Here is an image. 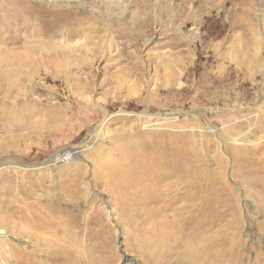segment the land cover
I'll return each mask as SVG.
<instances>
[{"label":"rangeland","instance_id":"rangeland-1","mask_svg":"<svg viewBox=\"0 0 264 264\" xmlns=\"http://www.w3.org/2000/svg\"><path fill=\"white\" fill-rule=\"evenodd\" d=\"M87 39L92 71H0V264H185L153 240L200 205L151 180L181 162L222 264H264V0H0V54Z\"/></svg>","mask_w":264,"mask_h":264},{"label":"bare ground","instance_id":"bare-ground-1","mask_svg":"<svg viewBox=\"0 0 264 264\" xmlns=\"http://www.w3.org/2000/svg\"><path fill=\"white\" fill-rule=\"evenodd\" d=\"M117 5H119V4H117ZM111 8H112V6H111ZM42 24L44 25V23H41V25ZM56 24H57V22H56ZM73 24H75V23H73ZM49 25H50V23H49ZM77 26H78L77 28H74V29L70 28V29L66 30L68 38L75 39V38L80 37V36H85V37H88V39H89L90 34L95 32V28H96L95 27L93 29L91 27V25L85 27V26H83V24L81 25L78 23H77ZM49 27L54 30L56 25H51ZM105 34H107V33H105ZM117 35H118V33H117ZM119 35L121 36V34H119ZM100 37H101V35H100ZM88 39H87V41L84 42V44L77 45V46H68V47H65V46L59 47L58 46V48H54L53 51L47 52L46 54L43 53L42 56L38 55V57H36V58H33L32 54H30V53H20L19 52L20 54L9 55V53H6L4 51L5 53L0 54V71H2L3 69H7V70H11V71H13V70H19L20 71V70H23L25 68H28L30 70L37 69V68H45L47 70L48 69L50 70L53 67L54 68H60L66 72H72V73L73 72H75V73L85 72V71H89V70L92 71L95 69L96 64L99 62L100 58L103 57L102 56L103 54H101V51L104 50L105 46L102 43H99V42L95 43V42H93V40L91 41ZM113 44H114V42H113ZM90 45H92V46H90ZM109 46H111V44ZM89 56L93 58V60H94L93 62H89V61L85 60V57L87 58ZM107 56H109V54H106V57ZM76 60H78L77 63H76ZM106 61H107V64L105 65L104 70L107 69L108 67H111V65L112 66L114 65V64H109L112 61V59L110 57H108L106 59ZM64 62H66V63H64ZM119 81L124 82L125 80L120 78ZM34 113H36V112H34ZM70 154H71V151H69L67 154H64V157L68 158V156ZM76 154H78V152H76ZM166 160H168V159H166ZM181 164H182V162L179 163V165H177V166H175V165L173 166V165L169 164L168 165L169 167L167 166L164 172L162 171L161 168H159V169L155 168L154 171H156V173L154 174V176L151 180H154V181L158 182L159 184L164 183L165 180L167 181V183L169 182L166 186L167 187L169 186L170 193L166 194V196H164L163 199L169 198L170 197L169 195L172 192L180 189V190H184V193L186 195H188L189 200L200 201V205L191 204L188 206V203H186L184 205V207L182 208V213H190V215L182 217V218L177 219V220L175 218H173V220L164 223L163 227L160 230L155 229L154 235H153L155 247L158 250H161L162 256L165 257L166 259H168V257H171L172 255H174L175 257H178V258H180V256L183 257L185 260V264H222L221 254L219 253V247L221 246V240L214 235L211 237H207V231L208 230H206L205 222H204V214H205V207L203 205L204 204L203 203L204 185H203L202 180L199 179L198 175L197 176L195 175L196 176L195 180L198 179V180H196L197 182H193L192 178L190 181L185 180L184 178H190L192 176V173H187V171H186V172H182V173H184V175L178 181V183L171 182L173 180V176H175L177 169L179 167L184 168V165H181ZM30 168H35V167H30ZM171 178H172V180H170ZM165 184H166V182H165ZM148 185H149V183H148ZM152 188H154V187H152ZM144 189L146 191L148 190V192L146 194H143V198H145V196L147 197L149 194H152L153 192L156 193V191H154V190L152 191L151 188L149 189L146 185H145ZM164 194L165 193H163V192H159L158 199H160ZM44 220H45V218H42L43 223L39 224V225H35L36 230H34L35 232H33V234H32L33 236L38 235V231L45 229L46 224H45ZM59 230H60V228H59ZM40 235H41V233H40ZM36 239H37V241L44 243V244H41L42 246H45V244H47V243L49 244L52 242L53 243L52 246H54V244H55V246L57 245L55 248H56V252L58 254H65V255L69 256L68 258H70V255H71L70 251L71 250L69 249V247H67V244H66V246L65 245L63 246V244H60V242L58 240L48 242L44 236H38V237H36ZM42 249H44V248H42ZM72 252L74 253L76 251H72ZM73 253H72V255H75ZM77 253H76V255H77ZM76 255H75V258L78 257ZM80 256H82V255H80ZM75 260L76 259H72L71 262H73Z\"/></svg>","mask_w":264,"mask_h":264}]
</instances>
